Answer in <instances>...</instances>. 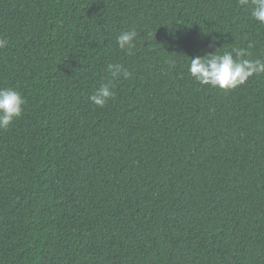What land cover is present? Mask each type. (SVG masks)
Instances as JSON below:
<instances>
[{"label":"trees","instance_id":"1","mask_svg":"<svg viewBox=\"0 0 264 264\" xmlns=\"http://www.w3.org/2000/svg\"><path fill=\"white\" fill-rule=\"evenodd\" d=\"M0 38V87L25 99L0 129V264H264V73L188 71L264 61L239 0H0Z\"/></svg>","mask_w":264,"mask_h":264},{"label":"clouds","instance_id":"2","mask_svg":"<svg viewBox=\"0 0 264 264\" xmlns=\"http://www.w3.org/2000/svg\"><path fill=\"white\" fill-rule=\"evenodd\" d=\"M241 6L250 10L251 18L264 24V0H239ZM137 37L135 29L122 31L117 36L118 47L126 50L129 54L134 48V41ZM7 45V40L0 38V48ZM211 46V45H210ZM235 52V57L233 56ZM233 52H224L221 55L196 56L191 59L188 71L194 81L201 85H210L220 89H234L244 84L253 74L264 73V61L256 59L249 60L243 57L247 54L242 49H234ZM166 63L174 66V60H167ZM107 71L113 77L121 74L128 78L130 73L123 69L120 64H107ZM115 96L111 81L102 83L89 99L97 106L104 107L109 99ZM25 99L15 89L0 87V129L7 128L14 119L20 117L23 112Z\"/></svg>","mask_w":264,"mask_h":264}]
</instances>
